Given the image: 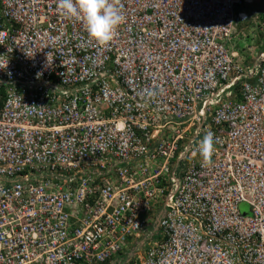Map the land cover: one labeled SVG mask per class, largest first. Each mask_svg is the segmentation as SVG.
I'll return each mask as SVG.
<instances>
[{
    "label": "built area",
    "instance_id": "obj_1",
    "mask_svg": "<svg viewBox=\"0 0 264 264\" xmlns=\"http://www.w3.org/2000/svg\"><path fill=\"white\" fill-rule=\"evenodd\" d=\"M113 2L102 45L0 0V264H264V50L231 49L254 0Z\"/></svg>",
    "mask_w": 264,
    "mask_h": 264
},
{
    "label": "clouds",
    "instance_id": "obj_2",
    "mask_svg": "<svg viewBox=\"0 0 264 264\" xmlns=\"http://www.w3.org/2000/svg\"><path fill=\"white\" fill-rule=\"evenodd\" d=\"M57 10L66 18L82 17L89 37L102 45L109 44L124 22L123 9L113 0H58ZM161 90L148 89L145 96L148 101L153 100ZM216 140L211 131L206 132L192 155H199L204 163H209L215 151Z\"/></svg>",
    "mask_w": 264,
    "mask_h": 264
},
{
    "label": "crops",
    "instance_id": "obj_3",
    "mask_svg": "<svg viewBox=\"0 0 264 264\" xmlns=\"http://www.w3.org/2000/svg\"><path fill=\"white\" fill-rule=\"evenodd\" d=\"M256 1L258 0H254L251 5H245L237 11V13L243 14V22L238 23L237 29L239 33H243V40H240L241 36H239L233 40V46H231L232 51L243 56L248 64L252 62V55L248 52L249 47L254 48L255 54L264 50L263 32L261 28L259 29V22L256 19L253 20V18L250 20L249 16V11L256 9L258 6ZM260 20L262 22L261 16Z\"/></svg>",
    "mask_w": 264,
    "mask_h": 264
},
{
    "label": "rangeland",
    "instance_id": "obj_4",
    "mask_svg": "<svg viewBox=\"0 0 264 264\" xmlns=\"http://www.w3.org/2000/svg\"><path fill=\"white\" fill-rule=\"evenodd\" d=\"M258 4L257 8L254 10L249 11L250 20L253 18V20L256 19V21L259 22V29L264 28V0H258L256 1ZM243 8V7H242ZM260 16L262 17V22H260ZM260 20V21H259ZM261 23V24H260ZM263 32V31H262ZM263 39H264V32H263ZM241 213L243 215H249L250 214V208L247 204H241L239 207Z\"/></svg>",
    "mask_w": 264,
    "mask_h": 264
}]
</instances>
